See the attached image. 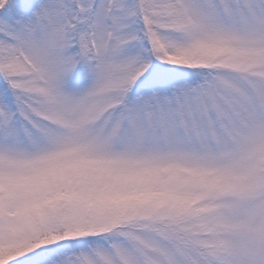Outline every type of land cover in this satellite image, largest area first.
Here are the masks:
<instances>
[{
  "label": "snow or ice",
  "instance_id": "obj_1",
  "mask_svg": "<svg viewBox=\"0 0 264 264\" xmlns=\"http://www.w3.org/2000/svg\"><path fill=\"white\" fill-rule=\"evenodd\" d=\"M0 264H264V0H0Z\"/></svg>",
  "mask_w": 264,
  "mask_h": 264
}]
</instances>
